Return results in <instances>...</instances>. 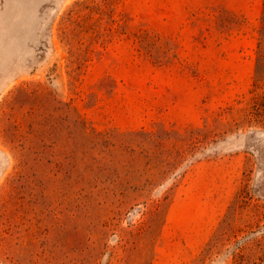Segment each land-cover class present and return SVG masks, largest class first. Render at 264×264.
<instances>
[{
  "label": "rangeland",
  "instance_id": "1",
  "mask_svg": "<svg viewBox=\"0 0 264 264\" xmlns=\"http://www.w3.org/2000/svg\"><path fill=\"white\" fill-rule=\"evenodd\" d=\"M0 264H264V0H0Z\"/></svg>",
  "mask_w": 264,
  "mask_h": 264
}]
</instances>
